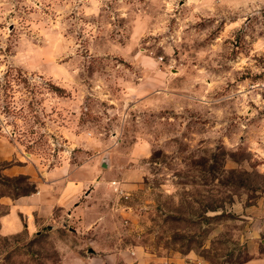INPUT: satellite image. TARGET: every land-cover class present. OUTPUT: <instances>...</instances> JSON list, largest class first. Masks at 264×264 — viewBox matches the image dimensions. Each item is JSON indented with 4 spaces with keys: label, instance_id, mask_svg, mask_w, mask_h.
<instances>
[{
    "label": "rangeland",
    "instance_id": "1",
    "mask_svg": "<svg viewBox=\"0 0 264 264\" xmlns=\"http://www.w3.org/2000/svg\"><path fill=\"white\" fill-rule=\"evenodd\" d=\"M262 142L264 0H0V264H264Z\"/></svg>",
    "mask_w": 264,
    "mask_h": 264
},
{
    "label": "crops",
    "instance_id": "2",
    "mask_svg": "<svg viewBox=\"0 0 264 264\" xmlns=\"http://www.w3.org/2000/svg\"><path fill=\"white\" fill-rule=\"evenodd\" d=\"M253 148H254V152L257 155H261L260 159L262 160L261 161L262 163L259 165V167L261 166L260 169L264 170V142L256 143V145ZM144 155H147V154H144ZM144 170H146V166H144V165H141L140 169H137L136 172L132 168L131 169H129V168L126 169L123 172V179L124 180L119 182L120 187L125 189V190H127V189H131V188L136 187L137 185H139L140 182L142 181V177L145 175V171ZM68 187H71V188L75 189V187L66 184L65 189L68 188ZM68 194H70V193H68ZM72 200H70L68 202H72ZM251 213H252L251 214L252 218L253 219L255 218L256 221L260 220V218H264V198L261 199V202L259 203L258 206L254 207V210L251 211ZM251 251L253 253H257L258 250L255 247ZM255 258H258V257H255ZM262 260H264V258H262Z\"/></svg>",
    "mask_w": 264,
    "mask_h": 264
},
{
    "label": "trees",
    "instance_id": "3",
    "mask_svg": "<svg viewBox=\"0 0 264 264\" xmlns=\"http://www.w3.org/2000/svg\"><path fill=\"white\" fill-rule=\"evenodd\" d=\"M35 191V186H31V188L27 192H23L21 195H26L27 193H31Z\"/></svg>",
    "mask_w": 264,
    "mask_h": 264
}]
</instances>
